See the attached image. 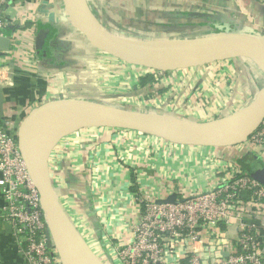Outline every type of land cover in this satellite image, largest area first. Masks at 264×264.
Masks as SVG:
<instances>
[{
  "label": "crops",
  "instance_id": "obj_1",
  "mask_svg": "<svg viewBox=\"0 0 264 264\" xmlns=\"http://www.w3.org/2000/svg\"><path fill=\"white\" fill-rule=\"evenodd\" d=\"M88 2L108 29L139 37L201 35L217 31L214 25L222 24L232 30L251 28L264 34V6L255 0ZM42 3L12 0L5 6L11 13L7 14L8 26L2 30L0 61L8 65V83L0 86V118L11 130L16 131L32 107L59 97L102 101L192 120L197 119L191 116L201 115L209 120L240 108L262 81L248 60L237 57L165 71L162 84L141 86L139 78L150 69L90 49L93 47L81 35L63 23L50 25L42 19ZM59 5L60 0H49L47 6L58 13ZM42 29L50 32L37 53L33 39ZM14 46H18L17 51ZM222 71L236 78L232 82L217 79L216 73ZM235 85L237 90L230 93ZM195 87L211 93L209 103L200 104L193 97ZM109 96L120 98L112 100ZM220 105L226 107L216 110ZM247 152L245 144L222 148L176 145L132 130L85 128L55 146L49 167L64 210L90 246L107 258L108 243L131 238V226L137 219L131 193L140 189L157 200L172 193L182 197L205 191L224 176L232 162L248 172L254 160L250 158L243 165ZM19 246L10 223L0 219V264H24Z\"/></svg>",
  "mask_w": 264,
  "mask_h": 264
},
{
  "label": "water",
  "instance_id": "obj_2",
  "mask_svg": "<svg viewBox=\"0 0 264 264\" xmlns=\"http://www.w3.org/2000/svg\"><path fill=\"white\" fill-rule=\"evenodd\" d=\"M40 12L46 15L50 25L63 23L81 35L89 46L132 65L165 72L240 57L248 60L262 77L261 84L245 105L205 121L77 97L53 98L25 114L15 137L39 194L48 245L54 247L60 264H107L90 246L59 200L49 167L55 146L85 128L132 130L176 145L222 148L244 144L264 120V34L251 28L232 30L222 24L214 25L217 31L201 35L139 37L108 29L88 0H60L58 13L49 10L44 0ZM49 32L50 29H42L35 34L33 45L37 51L45 46ZM2 109L0 90V116ZM250 158L254 161L248 165V173L261 180L264 164L248 151L243 165ZM175 198L176 193H172L156 201L173 202Z\"/></svg>",
  "mask_w": 264,
  "mask_h": 264
},
{
  "label": "built area",
  "instance_id": "obj_3",
  "mask_svg": "<svg viewBox=\"0 0 264 264\" xmlns=\"http://www.w3.org/2000/svg\"><path fill=\"white\" fill-rule=\"evenodd\" d=\"M10 1L0 0V38L10 22L5 13ZM255 1L264 6V0ZM6 68L0 61V86L8 83ZM244 144L264 160V120ZM0 194V219L8 221L18 237L24 264H60L48 245L39 194L18 151L15 131L1 121ZM131 199L137 215L131 238L108 243L109 264H264V184L238 163L229 164L224 176L205 191L173 202L158 203L140 189Z\"/></svg>",
  "mask_w": 264,
  "mask_h": 264
},
{
  "label": "rangeland",
  "instance_id": "obj_4",
  "mask_svg": "<svg viewBox=\"0 0 264 264\" xmlns=\"http://www.w3.org/2000/svg\"><path fill=\"white\" fill-rule=\"evenodd\" d=\"M11 11V10H10ZM9 10L8 11H5V13L6 14H8V15H10V12ZM91 47V46H90ZM90 49H94V48H90ZM95 51H99V50H97V49H95ZM224 72L222 71L221 73L219 72V73H216V75H215V77H217V79H224V81H226V80H228V82L230 81V82H232V80H234V78H236V76L235 75H233L232 73H224ZM262 82V81H261ZM261 82H260V84H261ZM230 85V84H229ZM236 85L235 86H231L230 87V93L232 92V91H234V90H237L236 89ZM171 89V88H170ZM154 92L153 93H155V91L156 90H153ZM192 92H193V97H195L196 99H197V101L198 102H200V104H202V103H205V104H207V103H209L210 102V99H211V93L210 92H206V93H204L199 87L197 88V87H195L193 90H192ZM169 94V93H168ZM108 96V95H107ZM118 97V96H117ZM117 97H115V96H109V98H111L112 100H114L115 98H117ZM118 98H120V97H118ZM146 98V97H145ZM201 98V99H200ZM251 99V98H250ZM249 99V100H250ZM213 100V99H212ZM248 100V101H249ZM188 101V100H187ZM247 101V102H248ZM246 102V103H247ZM245 103V104H246ZM110 104H113V103H110ZM204 104V105H205ZM244 104V105H245ZM116 105V104H115ZM243 106V105H242ZM137 107V106H136ZM226 107V105L225 106H223V105H220L219 107H217L216 108V110H223V108H225ZM234 107V106H233ZM133 108H135V107H133ZM229 108V107H228ZM235 109H237V108H235ZM234 109V110H235ZM192 118H194V119H197V120H201V121H204V120H207L208 118L207 117H204V116H201V115H199V116H191ZM120 187V186H119ZM120 189V188H119ZM96 253L107 263V264H109V261H108V259L101 253V252H99V250L98 249H96Z\"/></svg>",
  "mask_w": 264,
  "mask_h": 264
},
{
  "label": "trees",
  "instance_id": "obj_5",
  "mask_svg": "<svg viewBox=\"0 0 264 264\" xmlns=\"http://www.w3.org/2000/svg\"><path fill=\"white\" fill-rule=\"evenodd\" d=\"M37 51V50H36ZM37 53H39L38 51H37ZM39 55V54H38ZM164 73H162V75H157V74H155V73H152V72H150V73H146V74H144V75H142L140 78H139V81H138V83H139V85H141V86H144L146 83H155L156 85H158L159 83L160 84H162L161 83V78L163 79L164 78V75H163ZM152 84V85H153ZM0 121L1 122H3L2 120H1V118H0ZM242 167V169L245 171V169L243 168V166H241ZM263 184H264V179L263 180H260Z\"/></svg>",
  "mask_w": 264,
  "mask_h": 264
}]
</instances>
